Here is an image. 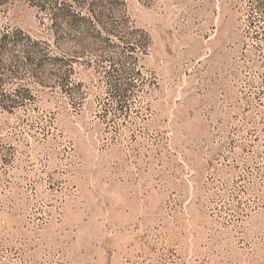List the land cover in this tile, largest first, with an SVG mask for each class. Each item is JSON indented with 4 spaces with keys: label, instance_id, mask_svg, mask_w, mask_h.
<instances>
[{
    "label": "rangeland",
    "instance_id": "rangeland-1",
    "mask_svg": "<svg viewBox=\"0 0 264 264\" xmlns=\"http://www.w3.org/2000/svg\"><path fill=\"white\" fill-rule=\"evenodd\" d=\"M0 264H264V0H0Z\"/></svg>",
    "mask_w": 264,
    "mask_h": 264
}]
</instances>
